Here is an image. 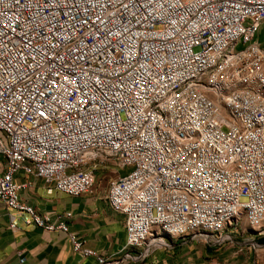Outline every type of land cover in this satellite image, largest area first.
Segmentation results:
<instances>
[{
  "label": "built area",
  "instance_id": "1",
  "mask_svg": "<svg viewBox=\"0 0 264 264\" xmlns=\"http://www.w3.org/2000/svg\"><path fill=\"white\" fill-rule=\"evenodd\" d=\"M263 19L264 0H0V201L94 264H146L188 233L221 244L241 213L264 235ZM108 167L106 198L125 216L109 254L14 180L77 195Z\"/></svg>",
  "mask_w": 264,
  "mask_h": 264
},
{
  "label": "crops",
  "instance_id": "2",
  "mask_svg": "<svg viewBox=\"0 0 264 264\" xmlns=\"http://www.w3.org/2000/svg\"><path fill=\"white\" fill-rule=\"evenodd\" d=\"M4 158L0 155V174L4 171ZM114 169L118 170V168ZM112 172V173H110ZM115 170L100 169L89 190L77 195L59 190L48 191L43 178L18 170L14 180L21 183L18 197L39 213H47L50 221L58 215L65 217L68 229L73 231L82 245L102 254L116 253L125 243V216L109 204L106 193L110 177ZM11 215L16 227L9 226ZM28 214L8 208L0 201V264H94L92 256H82L73 250L67 233L62 229H45L32 221ZM232 239L221 244L188 233L170 238L171 246L157 247L145 259L146 264H215L227 261L231 264H252L250 252L234 244ZM259 241L264 235H255ZM123 264H144V261L128 260Z\"/></svg>",
  "mask_w": 264,
  "mask_h": 264
},
{
  "label": "rangeland",
  "instance_id": "3",
  "mask_svg": "<svg viewBox=\"0 0 264 264\" xmlns=\"http://www.w3.org/2000/svg\"><path fill=\"white\" fill-rule=\"evenodd\" d=\"M255 37L264 47V19L260 23ZM239 46V45H238ZM129 168H121L118 170L120 173H125ZM112 173V172H110ZM235 236H233L234 244L241 247L243 250H248L250 252V259L253 261L252 264H264V242H259L260 245H254L255 232L252 227L249 226L245 218L244 213H241L239 218V229L236 231Z\"/></svg>",
  "mask_w": 264,
  "mask_h": 264
},
{
  "label": "trees",
  "instance_id": "4",
  "mask_svg": "<svg viewBox=\"0 0 264 264\" xmlns=\"http://www.w3.org/2000/svg\"><path fill=\"white\" fill-rule=\"evenodd\" d=\"M259 241L264 242V237L260 238Z\"/></svg>",
  "mask_w": 264,
  "mask_h": 264
}]
</instances>
